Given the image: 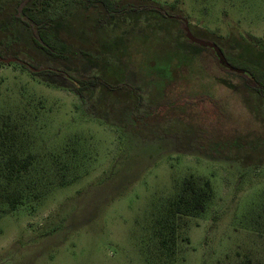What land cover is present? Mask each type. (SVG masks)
I'll return each mask as SVG.
<instances>
[{
  "label": "rangeland",
  "instance_id": "rangeland-1",
  "mask_svg": "<svg viewBox=\"0 0 264 264\" xmlns=\"http://www.w3.org/2000/svg\"><path fill=\"white\" fill-rule=\"evenodd\" d=\"M18 1L0 0L2 56L16 59L0 64V162L31 163L12 181L0 163V264H264V97L186 39L188 28L264 72V0H114L165 5L185 28L152 13L111 17L84 0H26L48 3L68 58L34 43L12 16ZM17 59L140 86L142 111L164 90L173 106L143 120L129 90L99 85L83 99ZM200 129L218 156L192 146ZM190 177L209 180L211 198L202 213L172 218L165 249L171 202Z\"/></svg>",
  "mask_w": 264,
  "mask_h": 264
},
{
  "label": "trees",
  "instance_id": "trees-1",
  "mask_svg": "<svg viewBox=\"0 0 264 264\" xmlns=\"http://www.w3.org/2000/svg\"><path fill=\"white\" fill-rule=\"evenodd\" d=\"M89 5H101L107 14L111 17H116L119 15H135L136 21L139 19L140 15L145 13L154 16L155 19L164 18H177L182 27H186V20L181 15H176L169 13L165 5H151V4H140L136 5L134 3L118 4L114 0H84ZM48 3L39 9L36 7H31L28 5V1L20 0L17 2L15 10L12 14L13 18L16 21H19L25 24L32 30L34 43L43 49L49 55L55 58H68L70 57L68 46L65 43H57L52 36L55 20L49 13L47 9ZM173 8H176V5H172ZM154 13V14H153ZM188 41H191L186 36ZM118 41V40H117ZM120 42V41H119ZM215 54L217 62L221 67L225 68L221 64L220 59L216 55L215 51L212 50ZM4 50L0 45V64L5 63V59L2 54ZM11 57L7 58L10 59ZM21 66L25 69H28L33 75H46V76H60L67 81L71 86V90L79 95L83 99L91 100V93L97 86H102V88H108L109 90H129L137 100V106L139 112H141L140 119L143 120L150 116H155L157 113L164 111L166 108L172 107V102L164 99V92L160 91V94L163 96L159 97V100L156 101L157 104H152L148 107L147 110H141L140 107L143 106L144 96L141 94L140 86H133L126 83L124 80L116 84H112L107 81L103 75L93 73L90 75H76L73 74L70 70L63 67H54L49 65H37L24 60L17 59ZM232 66L243 70L240 74L245 77L248 86L259 95L264 97V72L257 69L256 67L246 66V65H234ZM165 89V88H164ZM161 98V99H160ZM200 102L206 100L208 97L206 95H197L196 97ZM147 107V106H146ZM122 108V107H121ZM124 110V109H123ZM160 110V111H159ZM195 142L192 143V146L195 145L197 151L204 152L205 149H209L213 143L217 141L211 139L208 135H205L203 130H197L194 134ZM222 142V140H218ZM224 148V147H223ZM223 150V149H222ZM206 152V151H205ZM207 155H210L209 152H206ZM221 154V153H220ZM212 156V155H210ZM218 156L215 153L212 157ZM30 158L28 156L26 159H22L18 156H10L7 159H2L1 166L2 172L7 178L12 181L14 178H19L21 175L29 168ZM212 195V187L209 180H205L203 183L198 182L195 178L190 177L183 181L182 186L180 187V192L171 202V210L168 211L167 224L165 225V230L162 236V245L165 249H172L173 242L175 240V228L173 226V219L175 216H193L198 215L203 212L206 203L209 201ZM0 197L4 198L2 193ZM18 196L8 195L5 197V201L8 202L12 207H16L18 203H21V199H18ZM166 220V218H165ZM172 244V245H171Z\"/></svg>",
  "mask_w": 264,
  "mask_h": 264
},
{
  "label": "water",
  "instance_id": "water-1",
  "mask_svg": "<svg viewBox=\"0 0 264 264\" xmlns=\"http://www.w3.org/2000/svg\"><path fill=\"white\" fill-rule=\"evenodd\" d=\"M186 36L188 37V39H190L192 42L194 43H197V44H200V45H204V46H208V47H211L213 48L217 55L219 56V59H220V62L221 64H223V66L227 67L228 69H231V70H234L235 67L232 66L228 60L226 59V56L224 54V52L221 50V48L212 43V42H209V41H205L203 39H200V38H197L195 37L189 30L188 28H186ZM5 62H10V61H15L16 59L15 58H10V59H3Z\"/></svg>",
  "mask_w": 264,
  "mask_h": 264
},
{
  "label": "flooded vegetation",
  "instance_id": "flooded-vegetation-1",
  "mask_svg": "<svg viewBox=\"0 0 264 264\" xmlns=\"http://www.w3.org/2000/svg\"><path fill=\"white\" fill-rule=\"evenodd\" d=\"M210 42V41H209ZM213 43V42H212ZM215 44V43H214ZM217 45V44H216ZM208 47V46H207ZM220 47V46H219ZM211 50H214L213 48H211V47H209ZM221 48V47H220ZM221 50H222V48H221ZM215 51V50H214ZM223 51V50H222ZM224 52V51H223ZM215 53H216V51H215ZM225 54V53H224ZM216 55H217V53H216ZM218 56V55H217ZM225 56H226V59L228 60V58H227V55L225 54ZM218 58H219V56H218ZM228 62L229 63H231L229 60H228ZM221 66V65H220ZM225 67V66H224ZM224 69H226V70H230V71H234V72H238L239 74L241 73V72H244L243 70H240V69H238V68H236L235 67V69L234 70H231V69H228L227 67H225Z\"/></svg>",
  "mask_w": 264,
  "mask_h": 264
}]
</instances>
